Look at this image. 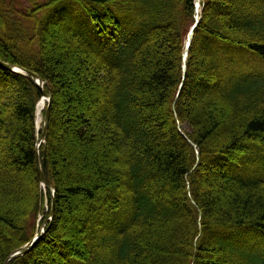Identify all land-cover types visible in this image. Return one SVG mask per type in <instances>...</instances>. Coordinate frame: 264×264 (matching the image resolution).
Wrapping results in <instances>:
<instances>
[{
    "label": "trees",
    "instance_id": "trees-1",
    "mask_svg": "<svg viewBox=\"0 0 264 264\" xmlns=\"http://www.w3.org/2000/svg\"><path fill=\"white\" fill-rule=\"evenodd\" d=\"M196 3L0 0V264L38 155L9 264H264V0Z\"/></svg>",
    "mask_w": 264,
    "mask_h": 264
},
{
    "label": "water",
    "instance_id": "water-1",
    "mask_svg": "<svg viewBox=\"0 0 264 264\" xmlns=\"http://www.w3.org/2000/svg\"><path fill=\"white\" fill-rule=\"evenodd\" d=\"M197 7H200V0H197ZM200 21H201V19H199L197 21L195 27L192 29L190 40L188 43V50L190 49V46H191V41H192V37L194 34V30L197 27V25L200 23ZM187 54H188V52H187ZM0 68H2L3 70H5L7 72L27 77L30 81L35 83L37 85V87L40 89L41 101L43 99L48 100V108H47L46 116H45L44 129H43V133H42L41 138L38 140V148H40L41 144L45 143L46 139H47L48 130H49V122H50V112H51V97L45 93V91L43 89V87H44L43 81L36 73L18 68L16 66L10 65L9 63L3 62V61H0ZM185 69H186V67H185ZM37 171H38V176H39L40 182L42 183V185L46 189H48L52 193V198H53L50 216L46 221V224H47L48 221H51L55 217V189L52 186V184L47 181V179L43 173L39 155L37 158ZM41 237H42V233H39L38 235H36V237L30 243L26 244L22 248L15 251L10 256V258L6 261L5 264H9L11 261H13L14 259H16L18 257H23V256L27 255L33 249V247L36 245V243L41 239Z\"/></svg>",
    "mask_w": 264,
    "mask_h": 264
},
{
    "label": "rangeland",
    "instance_id": "rangeland-1",
    "mask_svg": "<svg viewBox=\"0 0 264 264\" xmlns=\"http://www.w3.org/2000/svg\"><path fill=\"white\" fill-rule=\"evenodd\" d=\"M23 2V4L25 5V6H27V4L24 2V1H21V3ZM86 21H87V23L89 24V26L90 27H94V25L92 24V22L90 21V20H88V19H86ZM84 23L86 24V22H85V20H84ZM188 41V40H187ZM61 47V46H60ZM62 48V49H61ZM61 48H59L61 51H63L64 53H66L65 54V56H67V57H65V59L66 60H68L69 59V57L70 56H78V55H75V54H72V53H70V51H71V49L70 48H63V47H61ZM64 49H66V50H64ZM72 54V55H71ZM66 79H68V80H71L72 81V85L73 84H75V82H76V79H74V77L72 76V74H70V73H68V72H66ZM73 88L77 91V93H83L84 92V88H83V86H80L79 84H77L76 83V85L74 86L73 85ZM83 97H86V96H83ZM85 99V98H84ZM62 101V103H63V105L65 106V107H67V105H66V101L65 100H61ZM42 126V125H41ZM89 126H90V128H92L93 126H94V124L91 122V121H89ZM97 154H98V152H97ZM107 159V158H106ZM89 171V170H88ZM88 171H87V173H88ZM78 172V171H77ZM68 176L69 177H80V176H83V178H81V182L83 183L84 182V184H85V182H87V179H91V177H88V174H85V176L84 175H82L81 173H77V174H75V173H68ZM43 206H44V213L40 216V218L38 219V223L40 222V221H42V219H44V214H46V213H48L49 212V208H48V197H47V193L45 192V201H44V203H43ZM71 221V220H70ZM62 223V222H61ZM65 223V222H64ZM69 224V225H68ZM69 226H70V222H68V223H66V227H68L69 228ZM42 227V226H41ZM42 228H40V230H41Z\"/></svg>",
    "mask_w": 264,
    "mask_h": 264
},
{
    "label": "bare ground",
    "instance_id": "bare-ground-1",
    "mask_svg": "<svg viewBox=\"0 0 264 264\" xmlns=\"http://www.w3.org/2000/svg\"><path fill=\"white\" fill-rule=\"evenodd\" d=\"M48 101L46 99H43L42 101L39 102L38 106H37V124H38V128H41V125L43 123V112L45 111L44 109L47 106Z\"/></svg>",
    "mask_w": 264,
    "mask_h": 264
}]
</instances>
